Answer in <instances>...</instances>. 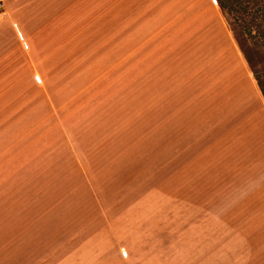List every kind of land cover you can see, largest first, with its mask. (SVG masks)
<instances>
[{
	"label": "rangeland",
	"instance_id": "rangeland-1",
	"mask_svg": "<svg viewBox=\"0 0 264 264\" xmlns=\"http://www.w3.org/2000/svg\"><path fill=\"white\" fill-rule=\"evenodd\" d=\"M66 30L0 61V264H264V97L215 0Z\"/></svg>",
	"mask_w": 264,
	"mask_h": 264
},
{
	"label": "crops",
	"instance_id": "crops-1",
	"mask_svg": "<svg viewBox=\"0 0 264 264\" xmlns=\"http://www.w3.org/2000/svg\"><path fill=\"white\" fill-rule=\"evenodd\" d=\"M6 14L0 22V61L7 58V55L20 53L17 46L20 42L14 43V38L20 34L25 37H35L43 32L41 37H62L63 31L70 23L84 22L85 6L95 7L100 0H2ZM67 23L68 26L65 27ZM44 26L41 31L40 28ZM66 28V29H65ZM64 36H68V34ZM18 40V38H17ZM17 44V45H16ZM7 54V55H6ZM8 63H11V59ZM4 111L0 110V116L5 117ZM18 118L20 112L18 110ZM4 118L0 120V148L4 147L5 131Z\"/></svg>",
	"mask_w": 264,
	"mask_h": 264
},
{
	"label": "trees",
	"instance_id": "trees-1",
	"mask_svg": "<svg viewBox=\"0 0 264 264\" xmlns=\"http://www.w3.org/2000/svg\"><path fill=\"white\" fill-rule=\"evenodd\" d=\"M226 16L264 97V0H215Z\"/></svg>",
	"mask_w": 264,
	"mask_h": 264
},
{
	"label": "built area",
	"instance_id": "built-area-1",
	"mask_svg": "<svg viewBox=\"0 0 264 264\" xmlns=\"http://www.w3.org/2000/svg\"><path fill=\"white\" fill-rule=\"evenodd\" d=\"M6 14L5 6L2 0H0V22L4 19Z\"/></svg>",
	"mask_w": 264,
	"mask_h": 264
}]
</instances>
